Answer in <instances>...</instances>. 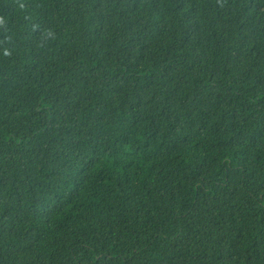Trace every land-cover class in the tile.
Returning <instances> with one entry per match:
<instances>
[{
    "label": "trees",
    "instance_id": "trees-1",
    "mask_svg": "<svg viewBox=\"0 0 264 264\" xmlns=\"http://www.w3.org/2000/svg\"><path fill=\"white\" fill-rule=\"evenodd\" d=\"M0 264H264V0H0Z\"/></svg>",
    "mask_w": 264,
    "mask_h": 264
}]
</instances>
